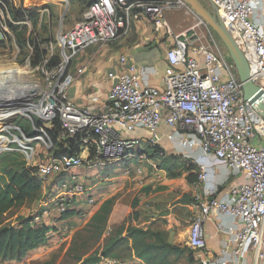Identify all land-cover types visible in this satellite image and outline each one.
Returning a JSON list of instances; mask_svg holds the SVG:
<instances>
[{
    "label": "built area",
    "instance_id": "2783aa9c",
    "mask_svg": "<svg viewBox=\"0 0 264 264\" xmlns=\"http://www.w3.org/2000/svg\"><path fill=\"white\" fill-rule=\"evenodd\" d=\"M212 1L219 20L248 63L251 81L264 93V0ZM12 2L0 0L2 40L9 31L6 16ZM184 8L181 0H94L80 21L57 35L58 60L54 54H48L40 61L38 91L27 92L31 98L22 96L17 102L14 99L0 110L6 115L0 122L27 119L40 136L27 137L20 127L10 128L16 134L2 130L0 138L6 140V149L1 152L23 155L43 183L52 176H67L71 170L82 168L83 156L89 158L90 149L95 159L104 162L132 161L126 174L141 178L144 169L139 163L147 160L142 153L147 146H159V129L164 123L174 131L170 140H177L182 149L200 151L215 165H223L245 178L244 183L221 190L210 182L211 166L197 162L195 189L200 193L194 200L199 211L191 220L189 248L203 255L202 264H250V256L255 263L264 264V113L245 101L236 69L222 49L200 44L195 30L202 26L200 20L187 32L173 30L167 12ZM143 19L170 42L161 87L143 85L141 77L146 70L129 64L127 57L121 56L120 70L107 76L113 86L105 111L98 114L77 107L69 91L76 75L83 73V69H78L76 75L71 71L79 55L129 36L131 25ZM57 118L63 137L84 136L86 148L81 156L61 160L47 156L53 144L43 139L46 132L37 129L36 122L50 126ZM139 130L148 135L133 137ZM40 143L44 144V159L36 149ZM11 144H17V149H9ZM77 178L73 175L69 188L72 186L70 190L75 195H82L86 193L85 184ZM62 207L63 212L69 210L71 202ZM214 216L231 221L225 232L232 235V248L224 261L213 260L205 238V225ZM99 264L120 261L109 257L102 258Z\"/></svg>",
    "mask_w": 264,
    "mask_h": 264
},
{
    "label": "rangeland",
    "instance_id": "374dc122",
    "mask_svg": "<svg viewBox=\"0 0 264 264\" xmlns=\"http://www.w3.org/2000/svg\"><path fill=\"white\" fill-rule=\"evenodd\" d=\"M91 2L92 0H62V2L61 0H13V2L8 5L9 12L6 16V21L9 31L0 42V77H2L4 81H8V73H10L12 68L15 69L16 67L25 70L26 74L19 75L15 78L18 86L9 83V85L13 87L12 91L0 93V110L3 109V101L1 100L6 98H15L17 100L22 96L31 98L32 95L30 96L27 92L32 94L33 92H37L40 88L41 74L39 71V63L35 65L39 57L34 50V41L37 40V44H40L42 51L47 55L54 54V57L58 58L60 50L57 45V35L62 30L66 31L72 28L80 21L84 11ZM14 9L25 12L26 16L24 21H14L12 15ZM40 11H42V13H40ZM171 12L179 17L176 24L177 28L168 20L175 32H187L195 28L199 22V20L186 10V8L175 9ZM33 14L37 17H32L34 16ZM195 30L201 38L200 44L210 49L219 47L224 53L226 52L217 36L210 32L204 24H202L201 27H197ZM107 47L108 46L101 47V49H107ZM96 49H98V47H96ZM25 85H30L29 89L27 87L24 89ZM16 88H21L23 90ZM0 115L6 117L2 113H0ZM2 117L0 121L3 120ZM5 124L9 127L3 128ZM41 125L47 135H43V139L49 142L50 138L47 132L52 129V126H47L44 123ZM12 126L22 129L32 128V125L27 119L15 120V118H10L7 121L0 122V131L9 130L12 134H16L14 129H10ZM31 130H33V128ZM33 132L35 131L33 130ZM64 139L65 137L62 136L63 141ZM171 143L173 148L170 149L169 153L176 154L177 158H168L164 161L154 159L143 160V162L139 164L146 170L144 175L140 178L135 176L134 173L130 174L131 180L135 183H140L147 178H151L152 175H156L154 178H157L159 181L163 179H182L183 177L187 180V178H192L193 176L197 178L196 160L191 157L188 150L182 149L177 140H171ZM160 144L161 141L159 142V145ZM17 147V144H11L8 148L17 149ZM4 149H6V140H1L0 138V158H7L6 156H13L16 154L14 152H1ZM36 149L40 158L44 159L46 155L44 144L40 143ZM47 156L50 157V154H47ZM10 158L15 159L17 163H23V160L25 161L24 158L20 159L18 156ZM52 158L61 160L55 155ZM61 158L63 159L64 157ZM83 159L84 164L82 168L71 170L67 176L61 177L58 175L48 178L45 183H43L41 193L34 200L14 210L12 215L6 218L5 223H14V225L17 224V220L20 217L32 220V224L47 223L49 226L56 224L51 228L55 233H58L59 243L56 247V254L51 258L50 264H84L89 257L95 255L102 257L110 241V237L108 236L109 206L107 198L108 194H110L109 190L110 186L113 184V179L123 175L127 167L125 166V161L114 164L94 159L91 163L86 155L83 156ZM136 164L137 161H134L135 167L137 166ZM130 165L129 163V166ZM73 175L78 177L77 179L85 184L86 193L82 195H75L72 193V190H70L72 186L69 188V182H72ZM64 185H67V188L64 189ZM223 188L224 187H221L220 189ZM199 193L200 192H197L196 195H199ZM194 198L195 197L192 198V203L195 204ZM68 201L71 202V207L69 209L75 210L78 215L70 220L60 221L62 214L67 211L65 210L63 212V210H61L63 208L62 205ZM99 202L101 203V205H99L100 207L97 206ZM188 203H191V200H188ZM99 211L100 213H98ZM163 215L166 216V213H163ZM176 215V224L170 229V232L167 230L168 228L166 226L165 229H162L165 231L161 229H150L152 232L151 234L163 233L162 239L154 237L153 242L157 240L158 244L161 243V245L163 242L168 248H170V246H178L182 250L189 249L193 253L196 264H202L200 260L203 255L190 249L188 246V232L193 217V210L186 207L182 211H177ZM134 228L131 222L129 226L128 224L122 225L120 230L123 231L122 235L125 236L124 239L130 233L129 230ZM117 231L118 230L115 232ZM52 235L53 233L50 234V236ZM125 245L126 244L116 249L118 251L115 253V257L113 256L115 259L130 256V254L124 250ZM167 251L169 261L173 262L174 260H179L180 264L187 261L188 252L181 255L180 250L179 252L171 249Z\"/></svg>",
    "mask_w": 264,
    "mask_h": 264
},
{
    "label": "crops",
    "instance_id": "0c3cea01",
    "mask_svg": "<svg viewBox=\"0 0 264 264\" xmlns=\"http://www.w3.org/2000/svg\"><path fill=\"white\" fill-rule=\"evenodd\" d=\"M167 18L175 27L179 17L169 11ZM169 45L170 42L163 35L156 33L148 20L134 22L130 27L129 36L121 37L107 49L90 48L79 55L71 71L76 75L78 69H83V73L76 75L75 82L69 91L71 100L79 108L88 109L93 113H103L113 86V81L107 76L111 71L120 70L118 59L121 56H126L129 64L134 63L140 70H146V74L141 77L143 85L161 87L167 67L166 53ZM93 99H97V101H93ZM159 132L161 135L160 148L167 156H176V154L169 153L173 148L170 137L174 131L163 123ZM147 135L145 131L139 130L133 137H146ZM129 137L132 136L129 135ZM190 155L196 160V165L197 162H205L211 166L210 182L217 186L226 188L229 185L245 182L243 176L236 175L234 171L223 165H215L214 160L207 158L200 151L190 152ZM145 171L144 168V173ZM155 176L152 175L151 178L135 183L125 172L120 177L113 179L107 198L111 204L108 217L109 237L115 235V231L122 225L128 224L129 226L130 222L135 229L162 230L166 226L170 232V229L176 224L177 211L188 207L193 210V217L198 213L199 209L196 203H192V198L197 193L196 182L190 183L185 177L159 181L154 178ZM188 200H191V203H188ZM99 205H101L100 202L97 206ZM163 213H166V216ZM45 224L49 226L47 223ZM53 225L49 227L51 228ZM230 226V218L217 216H214L205 225L204 233L208 250L215 262L224 261L230 256L232 235L225 232ZM51 233L53 235L50 236L48 244L29 253L23 261L0 264H50L59 243L58 233L54 231ZM122 237L125 236L122 235ZM119 261L120 264H144L137 257H126ZM250 264H257L253 256H250Z\"/></svg>",
    "mask_w": 264,
    "mask_h": 264
},
{
    "label": "trees",
    "instance_id": "16d2710c",
    "mask_svg": "<svg viewBox=\"0 0 264 264\" xmlns=\"http://www.w3.org/2000/svg\"><path fill=\"white\" fill-rule=\"evenodd\" d=\"M93 1L94 0H92V2ZM12 15L15 22L24 21L26 16L24 11L16 9L12 11ZM33 15L32 17H37L35 14ZM34 47L35 53L39 57L37 62H35L36 65L40 63L39 61L44 59L47 54L42 51L40 44H37V40L34 41ZM227 58L229 60L228 56ZM55 59L58 60V58ZM41 124H43V122L37 121L36 128L42 129L43 127ZM50 126H52V129L47 132L53 144V148L49 152L50 156L54 157L55 155L59 159H62L61 157L81 156L83 150L86 148L83 135H76L72 138L65 137L63 141V130L60 120L58 118L55 119ZM31 129L30 127L23 129L27 137L40 136ZM146 148L142 155L147 159L164 161L168 158H177L176 156H167L160 146H147ZM17 156L20 157V159L24 158L23 155L17 153L13 156H6L7 158H0V263L23 261L29 253L47 245L50 240V234L54 231L46 224H32V220L24 219L23 217L17 220L16 225H14V223H5L6 218L12 215L14 210L34 200L43 189V181L37 177L34 168L29 167L24 160L23 163H17L15 159L10 158ZM89 159L90 162L95 159L91 149ZM129 163L132 164V161H126L125 166L129 167ZM197 179L198 176L197 178H195V176L187 178L190 183H197ZM108 206L110 213L111 204L109 202ZM98 213H100V211ZM77 215L78 213L75 210L69 209L62 214L60 221L70 220ZM122 232L123 231L118 229L116 234L113 235V237L111 236L112 238L110 237L109 244L104 250L102 257H98L97 255L89 257L84 264H99L101 258H114L115 253L118 251L116 249L121 248L124 244L127 245H125L124 250L130 254L129 257H137L141 259L144 264H180L179 260H174L173 262L168 260L167 250L170 249L178 252L180 250L181 255L188 252L187 261L181 264H196L193 253L189 249L182 250L178 246H170V248H168L162 241V245L161 243L158 244L157 240L153 242L154 237L162 239L163 233L151 234L152 232L150 230L144 231L134 228L129 230L130 233L124 239L122 237ZM117 259L121 260L123 258L119 257Z\"/></svg>",
    "mask_w": 264,
    "mask_h": 264
},
{
    "label": "water",
    "instance_id": "95a60500",
    "mask_svg": "<svg viewBox=\"0 0 264 264\" xmlns=\"http://www.w3.org/2000/svg\"><path fill=\"white\" fill-rule=\"evenodd\" d=\"M186 10L200 20L222 43L225 54L235 67L244 91V99L259 112L264 113V93L250 79L248 63L218 18V10L212 0H181ZM2 37L0 34V42ZM223 51V50H222Z\"/></svg>",
    "mask_w": 264,
    "mask_h": 264
},
{
    "label": "bare ground",
    "instance_id": "6f19581e",
    "mask_svg": "<svg viewBox=\"0 0 264 264\" xmlns=\"http://www.w3.org/2000/svg\"><path fill=\"white\" fill-rule=\"evenodd\" d=\"M24 74H26V72H25V70H22L21 68H19V67H16L15 69L14 68H12V70L10 71V73H8V78H9V80L8 81H4L3 79H2V77H0V93L1 92H10V91H12V85H9V83H12L13 85H16V86H18L17 84H16V77L17 76H19V75H24ZM34 86V85H33ZM26 87L29 89V87H30V85H25V88L24 89H26ZM16 89H19V90H23V89H21V88H16ZM15 98H10V99H8V98H6V99H3V100H1V101H3V106H6L7 104H9L10 102L12 103V102H15V100H14ZM17 101V100H16ZM4 116H6V115H4ZM2 116L0 115V118H1ZM2 118H4V117H2ZM11 126V125H10Z\"/></svg>",
    "mask_w": 264,
    "mask_h": 264
}]
</instances>
